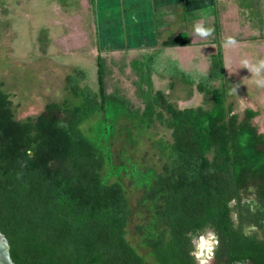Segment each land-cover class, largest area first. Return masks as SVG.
I'll return each mask as SVG.
<instances>
[{"label":"trees","instance_id":"obj_1","mask_svg":"<svg viewBox=\"0 0 264 264\" xmlns=\"http://www.w3.org/2000/svg\"><path fill=\"white\" fill-rule=\"evenodd\" d=\"M214 41L217 49L205 73L193 75L170 59L160 71L194 86L207 106L179 108L153 89L160 51L129 63L141 106L111 85L109 63L101 56L93 83L84 69L73 68L64 77L71 100L48 102L23 120L15 117L0 85V233L13 264H198L192 241L208 231L224 248L225 264L243 258L259 263L264 133L254 123L256 110L235 112L227 101L220 41ZM98 116L97 137L105 142L114 135L115 119L167 132V139L152 141L163 156L159 172L130 165L142 192L139 202L150 208L135 226L146 257L126 238L132 211L123 186L108 182L127 169L102 177L106 163L108 171L114 168L110 153L81 130Z\"/></svg>","mask_w":264,"mask_h":264},{"label":"rangeland","instance_id":"obj_2","mask_svg":"<svg viewBox=\"0 0 264 264\" xmlns=\"http://www.w3.org/2000/svg\"><path fill=\"white\" fill-rule=\"evenodd\" d=\"M224 1L226 19L220 23L210 22L209 25L217 24L219 31H222L218 40L223 51L225 79L228 84L226 98L233 104L235 112H241L244 108L256 110L258 115L254 123L259 132L264 133V86L256 83L257 80L264 79V69L259 75L253 70L260 60H264V19L259 21L257 16H251L250 22L246 16L238 17L237 5V12L235 5L233 6L234 13L236 12L234 16L229 12L232 0ZM259 9L264 11V4ZM233 16V19L237 17L238 20H232ZM92 18L88 0H0V85L10 95L17 119L37 115L48 102L71 100L65 88L64 77L75 67L84 69L93 83L97 56L106 58L109 63L111 85H117L134 106H141L135 87L137 75L129 63L141 53L150 51H160L162 57L158 62L159 73L152 74L154 90H162L168 100L179 108L207 106L194 86L160 72L168 59L172 63L176 61L180 68L193 75L208 70L209 57L215 53L217 46L214 48L211 44L215 43L213 38L195 35L194 27L201 23L192 25L191 38L182 37L189 34L184 32L180 38L177 35L179 25L176 24L173 27L175 30L172 29L174 32H171L176 34L174 38H158L155 42L148 39L147 43L134 39L136 42L131 43L132 40L128 44L132 48H121L109 45L103 38L96 36ZM194 18L193 14H187V27L191 23L188 20ZM213 34L216 35L214 31ZM230 38L236 41L234 45L227 43ZM247 40H251L247 44L250 49H238L245 46ZM100 121V116L94 117L84 122L81 130L110 153V164L114 168L108 171L106 163L101 171L102 177L127 169L128 172L108 178V182L117 181L123 186L132 211L126 238L141 256L146 257L135 233V226L146 220L150 208L146 202H139L142 192L134 185L130 165L141 172H159L163 156L153 148L152 141L161 135L167 139V132L159 125L146 128L115 119L112 121L114 135L105 142L97 137L102 125ZM103 131L102 129L100 133L105 138L107 134ZM211 236L208 231L192 241L193 254L198 264H212L211 256L208 255V249L213 243Z\"/></svg>","mask_w":264,"mask_h":264},{"label":"crops","instance_id":"obj_3","mask_svg":"<svg viewBox=\"0 0 264 264\" xmlns=\"http://www.w3.org/2000/svg\"><path fill=\"white\" fill-rule=\"evenodd\" d=\"M88 1L93 15L92 28L96 36L103 38L109 45L113 44L121 48H132L128 44L132 40L131 43H133L134 39H139V41L141 39V43H147L148 39L155 42L158 38H174L176 34H171V32H174L173 27L176 24L179 25L177 35L180 38L182 32L189 33L182 37L191 38L193 35L192 25L197 22L216 33V35L211 34V36L204 37L213 38L215 43L211 44L215 48L217 41H214V38H220L222 31H219L216 24L210 26L209 23H220L226 19L227 15L224 13L226 9L224 0H92V3L90 0ZM232 4L231 7L233 9L235 5L236 12L237 6L239 7L238 17L246 16L250 22L251 16H257L259 21L264 19V11L259 9L264 4V0H232ZM232 9L229 8V12L235 16L236 12L234 13V9ZM183 13H185L184 16ZM188 13L193 14L195 18L188 20L191 23L187 27L185 21ZM234 16L232 20L236 21L237 17L233 19ZM236 29L239 30L238 25ZM249 41L251 40L245 41V46L238 47V49H250L247 45Z\"/></svg>","mask_w":264,"mask_h":264},{"label":"flooded vegetation","instance_id":"obj_4","mask_svg":"<svg viewBox=\"0 0 264 264\" xmlns=\"http://www.w3.org/2000/svg\"><path fill=\"white\" fill-rule=\"evenodd\" d=\"M252 230H253L252 227H249V226L246 227V232L250 233ZM211 235H212L211 238H212L213 243L210 247L212 250L210 258L212 260V264H225L226 255H225L224 248L221 245H219V241L217 240L213 232H211ZM256 253H257L256 256H257V259L259 260V263H256L255 261L251 259L243 258L241 260L235 261L233 264H264V246H257ZM216 255H218L217 259L215 258Z\"/></svg>","mask_w":264,"mask_h":264},{"label":"clouds","instance_id":"obj_5","mask_svg":"<svg viewBox=\"0 0 264 264\" xmlns=\"http://www.w3.org/2000/svg\"><path fill=\"white\" fill-rule=\"evenodd\" d=\"M194 33L195 35L199 36V37H208L212 34V30L211 29H208V28H205L203 27L202 25H199L197 24L195 27H194ZM227 43L229 45H234L236 43V41L234 39H229L227 41ZM264 69V60H260L258 62V65L254 67V72L256 73V75H259L261 70ZM257 85L258 86H264V79H261V80H257L256 81ZM211 248L208 249V255L209 257L211 256Z\"/></svg>","mask_w":264,"mask_h":264},{"label":"water","instance_id":"obj_6","mask_svg":"<svg viewBox=\"0 0 264 264\" xmlns=\"http://www.w3.org/2000/svg\"><path fill=\"white\" fill-rule=\"evenodd\" d=\"M0 264H13L9 256V246L4 237L0 233Z\"/></svg>","mask_w":264,"mask_h":264},{"label":"bare ground","instance_id":"obj_7","mask_svg":"<svg viewBox=\"0 0 264 264\" xmlns=\"http://www.w3.org/2000/svg\"><path fill=\"white\" fill-rule=\"evenodd\" d=\"M203 246V245H202Z\"/></svg>","mask_w":264,"mask_h":264}]
</instances>
